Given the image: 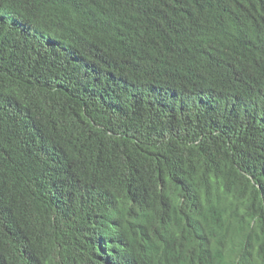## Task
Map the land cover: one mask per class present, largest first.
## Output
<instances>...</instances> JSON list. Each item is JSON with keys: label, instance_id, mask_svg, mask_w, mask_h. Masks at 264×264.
<instances>
[{"label": "trees", "instance_id": "1", "mask_svg": "<svg viewBox=\"0 0 264 264\" xmlns=\"http://www.w3.org/2000/svg\"><path fill=\"white\" fill-rule=\"evenodd\" d=\"M162 150L184 201L138 264H264V0H0V264H69L81 225L108 235L110 182Z\"/></svg>", "mask_w": 264, "mask_h": 264}, {"label": "clouds", "instance_id": "2", "mask_svg": "<svg viewBox=\"0 0 264 264\" xmlns=\"http://www.w3.org/2000/svg\"><path fill=\"white\" fill-rule=\"evenodd\" d=\"M166 9L167 1L156 11L165 12ZM157 22L159 26H164L162 22ZM169 41L172 56L181 58L185 52V41L178 40L175 35ZM168 44L166 41L165 44L158 45L165 48ZM174 51L177 54H173ZM151 52L148 51L146 57ZM123 136L130 141L127 134ZM13 149L16 158L14 167L18 170L16 180L19 181L35 171L38 161L34 158L36 153L26 144ZM163 152L164 150L161 153L155 152L150 156V164L124 168L115 176L106 188L107 191L105 190L106 209L116 216L114 221L104 223L108 235L96 237V234H85L83 232L86 228L81 225L79 237L72 243L74 255L69 264H138L133 254L134 247L145 263L155 257L149 237L155 234V229L161 227L164 230L170 225L169 219L175 218V213L180 210L184 201L180 169L174 159L167 158ZM155 155H160L157 165L154 162ZM49 168L52 169L51 173L55 169H62L61 164L55 160H39V169L45 171ZM9 196V185L6 190L0 185V203ZM91 237H96L92 248Z\"/></svg>", "mask_w": 264, "mask_h": 264}]
</instances>
